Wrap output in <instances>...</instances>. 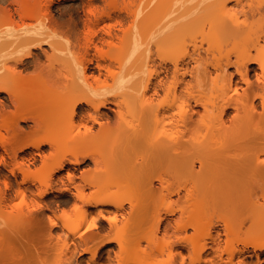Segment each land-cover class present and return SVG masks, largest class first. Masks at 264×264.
<instances>
[{
  "label": "bare ground",
  "instance_id": "obj_1",
  "mask_svg": "<svg viewBox=\"0 0 264 264\" xmlns=\"http://www.w3.org/2000/svg\"><path fill=\"white\" fill-rule=\"evenodd\" d=\"M32 1L40 3L46 0H0V35L10 32L20 33L12 46L13 51H18L12 57L14 65L10 67L15 71H18L19 66H24L26 69L32 65L41 67L42 54L52 58L58 54L68 53L73 42L79 40L80 36L74 28L75 23L71 24L75 25L74 27L69 25V30L66 31L61 30V26L56 22L47 23L48 10L44 12L43 9H32L30 7ZM47 1L53 2V0ZM89 1L90 4L94 2V0ZM177 2H186L200 7L192 11H182L172 19L166 14L147 11L138 17L137 23L135 22L138 24L137 29L141 37L137 72L128 71L124 66L114 70L111 65L98 63L96 65L98 70H95L99 74L95 75L94 73L97 72L90 70L93 60L87 59V63L84 62L85 64L81 67V74L86 81L90 77L101 80L102 75H106V80L112 78L120 86L137 88L138 125L136 129L126 134L129 135L125 136L128 142L123 140L122 145L126 143L131 145L134 142L139 145L140 143L139 149L144 155H149L151 158L166 157L171 165L184 166L185 175L188 174L187 176L194 183L204 181L206 175L212 173L211 168L220 165L232 174L231 177L235 183L244 181L252 182V185L253 183L260 185L261 193L258 194L252 207L253 213L261 220L259 231L254 236L257 237L253 244L251 243L254 254L244 246L243 248L235 247V245L222 246L221 241L224 238L221 239V235L225 230L227 234L231 231L228 225L222 234V231L218 229L214 234L215 224L211 219L210 221H185L182 218L184 221L175 222L181 231L183 229L185 232L192 227L197 232H204L212 238V242L211 244L204 242L198 249L189 247L188 243L187 248L185 239L184 244L180 242L183 244H180L181 246L174 242L178 247L175 248V245L169 247V258L165 264H196V262L199 264H264V0H177ZM105 14L102 15L105 16ZM116 15L115 23L120 27L124 24L122 18L124 16H120L121 12ZM106 16L109 18V13ZM99 18L98 21L101 20V17ZM111 19L114 17L111 16ZM36 22H41L39 24L43 25L33 28ZM112 27L116 26L112 25ZM119 27L116 28L119 29ZM121 27L120 29H123ZM112 29L103 30L105 35L99 38L102 44L114 43V38L117 37L119 40L128 33V30L123 29V35H120L121 33L116 32L117 29L113 30L115 33ZM113 43L109 45H113L112 48L115 51L118 46ZM46 46L53 52L52 56H49ZM119 51L117 50L114 54L116 57L121 53ZM163 51H169L171 54L160 56ZM4 55L5 52L0 51V73L9 68L4 66L6 63L3 64L6 60ZM158 55L163 57L160 60L162 62H156L155 56ZM167 60L171 61L172 66L167 64ZM104 70L106 72H103ZM89 71L94 73L91 74ZM188 75L191 76L190 80L186 79ZM5 83H1L0 80V92H5L7 95L6 99L0 98L1 113L6 110L4 107L8 104L6 102L8 100L16 106L17 118L20 121L33 122L32 129L38 131L45 119V113L22 108L17 102L19 90L10 85L7 87L8 83H6L7 86ZM37 89L39 95L46 99L71 97L63 107L68 117L65 116L67 119L60 122L54 115L51 118V128L46 130V133H42L43 135L36 134L38 136L35 140L25 141L26 143L22 139L25 138L24 133L28 134L26 131L28 128L25 130L17 119L16 132L13 129L16 136L10 139V141L13 137L15 139L13 145L16 149L11 146L15 149L13 156L9 155L11 158L8 159V156L1 154L3 150L0 151V171L9 168L10 175L13 176L11 178L5 172L3 179H0V264H41L38 259L29 260L28 257L23 256L21 250L15 246L13 237L19 234L14 233L18 225L13 218V213L15 210L22 213L20 211L23 207L22 210H18L21 208L16 205V209L15 205L13 206L16 203L10 204L12 199L15 201L10 196L13 192L16 198L21 197L26 204L30 202L29 197L31 198L33 209L30 211L32 215L30 226L35 224L43 239L42 251L37 250L38 253L51 255L58 250V245L61 243L59 249L61 256L64 257V264H82L80 257H77L78 254L88 255L87 264H115L116 262L143 264L140 263L143 260L144 264H156L152 239L148 240L150 250H143L145 259H138L141 256L140 250L136 251L138 255L133 254L136 256L133 259L134 256L129 253V247L134 239L130 237L131 235L126 236L127 231L123 232V228L120 229L119 226L121 225L119 223L143 219L144 213L148 211V205L141 207L143 204L140 206L138 200L135 202V198L139 196L136 195L139 188L144 187L146 182L147 184L153 182L152 179L149 178L148 181L145 178L142 187L140 184L136 187L132 186L131 180L126 175L110 173L104 178L92 176V179L90 171H85L81 173L82 176H79L82 179L81 182H77L76 173L71 169H68L67 174L58 180L55 178L56 173L65 169L68 164L77 167L87 159L97 162L95 153L67 148V142L72 141L73 138L64 134L66 135L67 131L73 125L75 126L74 115L77 114L76 110L80 105L87 106L81 116L83 121L103 125L101 120L105 118V113L102 109L111 108L110 105H119L117 98H114L115 95L113 98L108 95H98L94 98L77 97L74 74L71 71L64 73L62 68L51 70L44 88L37 87ZM162 92L163 97L157 100ZM62 134L64 137H60ZM2 143L10 148L12 141L7 140V143L2 141ZM45 146L50 149L47 153L44 151ZM12 148L10 150H13ZM22 153H26L27 156L22 157L20 155ZM114 157L116 156L112 157L113 160ZM38 158L49 168L47 167L46 175L40 178L35 190L27 175L30 170L28 162H35ZM197 161L200 162L198 170L196 169ZM153 164V160H143L139 163L140 166ZM18 173L23 175L22 180H19ZM181 178L179 176V181ZM160 182L167 184L162 176H160ZM168 184L170 185L167 186L172 187L170 182ZM149 185V188L147 185L145 188L153 187L152 183ZM183 185L179 183L173 191L179 193ZM54 191L70 193L74 201L79 204L80 216L77 218V227L86 225L87 229L78 238L62 237L56 230L57 227L62 230L67 227L66 221L60 222L51 217L49 220L46 219L47 212L51 210L48 196ZM128 195L132 196V199L135 197L134 200H130L129 208L125 205V197ZM27 197L28 202H26ZM17 204L20 206L19 203ZM30 206L28 203V207ZM173 209L169 211L173 212ZM157 222L158 225H156L159 226L161 219ZM29 227L23 228L26 230ZM107 229L112 231L116 229V231H113V234L111 232L107 234L105 232ZM12 233L15 236H12ZM27 233L25 232L26 235ZM227 234L226 236H229ZM226 240L229 242L228 239ZM19 242L25 249L27 242ZM185 248L189 254L184 251ZM191 252L195 254V259L188 262ZM253 255L256 259L249 262L248 258ZM137 259L142 260L139 262Z\"/></svg>",
  "mask_w": 264,
  "mask_h": 264
},
{
  "label": "rangeland",
  "instance_id": "obj_2",
  "mask_svg": "<svg viewBox=\"0 0 264 264\" xmlns=\"http://www.w3.org/2000/svg\"><path fill=\"white\" fill-rule=\"evenodd\" d=\"M47 2L49 3L48 5ZM89 2V0H53V2L46 0L40 3L35 1L30 3V7L32 9H43L45 10L44 12H46V9L48 10L47 23L56 22L61 26V30L63 31L69 30L68 26L75 23L77 27L75 25V27L73 25L71 26H73L76 32L80 35L78 38L80 41L75 40L68 53H62V55L58 54L52 58H47L48 56L42 54L41 67L32 65L26 69L24 66H19L21 69L18 68V71L23 70L19 72L10 69V67H13L14 65L12 57L18 53V51L12 50L13 42L20 36V33L10 32L5 35H0V51L5 52L4 58H6L3 64L6 63L4 66H7L6 68L9 67L8 69L10 70L9 71L4 67L6 71L4 70V72L0 73L1 83L4 84L6 82L8 83V86L5 83L7 87L10 85L12 88L19 90L20 94L18 95L17 102L22 108L32 111L35 110V112L39 111L43 114L45 113V119L40 129H38V131H34L32 129L33 126H31L33 122L20 121V119L17 118L18 112L16 106L7 100L6 102L8 103V106L6 105L4 107V110H6L2 113L0 110V151H4H2L1 154L8 156V159H10L14 154L13 151L16 149V146L14 147L13 145V142H15L13 141L15 140L14 137L13 140H11L12 143L10 144V148H12L11 146L15 148H12L13 150H10L8 145L5 147V143H2V141L7 143V140H9V142H11L10 139H12V136H16L15 129H17V119L20 121H18L19 124L21 123L25 130L28 128L26 130L28 134H23L25 138L21 135L23 142H31L36 139V136H38L39 133H46L45 131L51 128V118L54 115L57 116V120L60 122L67 119L65 116L68 117V115L65 113V109L63 110V107L67 101H70L71 97L42 98V96L39 95L37 87L44 88L46 79L53 69L62 68L64 73L71 71L76 79L77 97L94 98L98 97V95H108L109 97L111 96L110 98H113L115 95L114 98H117L116 100L119 105H110L111 108L102 109V112L105 113V118L101 120L103 125L98 123L91 124L89 121H83L81 116H83L82 114H84L83 112L86 110L87 106L80 105V107L77 108V114H75L76 117L74 115L73 120L75 126L73 125L71 127L72 131L70 129L67 131L66 135L64 134V136H70L73 138L72 141L67 142V148L75 149L76 151H85L87 153H95L94 155L96 156L97 162H94L92 159H87L84 163L77 167L68 164L65 169L56 173L55 178L58 180L67 174L68 169H71L76 173L77 182H81L82 179L79 176H82L81 173L85 171H90L91 178L92 176H95V178H104L106 174L110 175V173L122 176L126 175L131 180L132 186H139L140 184V187H142V183L145 178L147 180L149 178L150 180L152 179L151 181L153 182L151 183L153 187H151L152 189L150 188L151 190L145 188L146 185L147 188H149V184H151H147L145 180L146 185L141 189L139 188V192L140 190L141 192L139 193L137 191L138 193L136 195L139 196H136V198L133 197V199L131 198L132 196L129 195L125 197V205L127 208L130 206V200H134V198L135 202L138 200L140 206L143 204L141 207H146V205H148V211L144 213L143 219H134L129 222L125 221L126 223H119L121 224L119 225L120 229L123 228V232L127 231V234L125 233L126 236L131 235L130 237L134 239L132 242V244L135 243L134 246L131 244V248L129 247V253H132L131 255L134 256L132 258L134 259L136 257L135 255H138L136 251L140 250L141 256H139L138 259H145L143 250H150L149 239H152L153 241L155 250L154 259L156 264L167 263L166 260L169 258V247L175 244L178 246L181 243L184 244V239L186 247L188 243L189 247H194L196 249H198L204 242L211 244L212 238L204 234V232H197L192 227L188 228V232L186 230L183 232V229L181 231L178 225L175 224L178 220L181 222V220L210 221L211 219L212 223L215 224L216 227H214V234L217 229L222 231V234L228 225V228H230L231 231L227 234L225 230L226 233L224 232L223 235H221V239L224 238V240L222 239L221 241L222 246L235 245V247L240 246L241 248L244 246L247 249L249 248V251L254 254L253 245H251V243L253 244L257 237L254 236L257 235L259 231L261 220L253 213L252 207L258 194L261 193L260 185L254 183L252 185V182L250 183L244 181L235 183L232 180V174L220 165L211 168L212 173L206 175V179H204V181L194 183L191 181V178L187 176L188 174L185 175L184 171L186 168L184 166L171 165L169 160L167 161L166 157H164V159L163 157L151 158L149 155H144L139 149V146H141L140 143L139 145L137 142H134V144L132 143L131 145L126 143L129 144V146H126V144L122 145L124 142L123 140H125V136H127L126 134L129 131L136 129L135 127L138 125L139 105L137 88H131L126 85L120 86L119 83L117 81H113L112 78H108L106 80V75H102L103 78L101 77V80L90 77L86 81L81 74L82 65L85 64L84 62L87 63L89 59L93 60L90 64V70L92 71L93 69L94 72H97L91 73V71H89L91 74H99L96 67L98 63H101L102 65H111L114 70L119 69L120 66H124L128 71L137 72L139 67L138 49L141 45V37L137 29L138 24H135V22L137 23V21H139L138 17L147 11H154L156 13L166 14L170 19H172L182 11H192L200 6L192 5L186 2H177V0H94L91 4ZM48 7L50 8L48 9ZM90 10H92V13L89 12ZM116 12H119V14L121 12L122 15L120 16H124L122 17L124 23L122 24L123 27H121L122 25H120V27L128 30L126 35H123V29H120L119 24L115 23V21H117ZM104 13H106L105 16L102 15ZM108 13L110 15L109 18L106 16ZM98 15L101 17L102 22H100L101 20L98 21ZM111 16L112 18L114 17V19H111ZM87 19L90 21L88 22ZM39 23L41 22L35 24L33 28L41 27L43 25ZM112 25L119 27L120 31L116 27H112V29ZM105 28L107 30L112 29V31L117 29L118 31L116 32L123 35L119 40H117V37L114 38L115 40L113 39L114 43H112L118 46H114L117 48L115 51L112 48L113 45H109L112 43L107 44V42H105L102 44L100 41L101 39H99L105 35V32H103V30L107 31ZM45 48L49 51L50 56L53 52L48 46ZM117 50H121L119 52L122 54L120 53L119 56L116 57L114 54ZM169 54H171L169 51H163L160 56ZM162 58L159 57V55L155 56V60L158 63L162 62L160 61ZM167 64L172 66V63L169 60H167ZM103 72L106 71L104 70ZM163 76H165V74H163ZM186 79L190 80L191 76H186ZM163 95L164 94L162 92L160 96H158L157 100H160ZM6 97L7 95L5 92H0V98L6 99ZM14 126L16 128H14ZM64 136L63 134L62 136L60 135V137ZM69 142L70 144H68ZM49 150L50 149L48 147H44V151L46 153L49 152ZM9 155H11V157ZM20 155L22 157L27 156L26 153H22ZM70 155L68 156L72 157ZM112 155L116 156L114 157V160ZM39 158L35 162H28L30 170L28 169L29 171L27 175H29L30 183L35 190H37L40 178H43L46 175L45 173H47L46 171H48V166L42 164L43 162H41L42 160ZM21 159L22 158L20 157V160ZM143 160H153L154 164L150 166H140L139 163ZM199 168L200 162L197 161L196 169L198 170ZM1 171L0 179H3L2 176L5 172H7V175L11 176L9 168H4ZM21 175V173H18L19 180H22L23 178V175ZM160 176H162L163 179L165 178L167 184L164 183V185L160 182ZM179 176L182 177L180 181ZM11 178H13V176H11ZM13 180L16 182L15 179ZM185 180H187L186 183L184 182ZM169 182L172 184V187L167 186L170 185L168 184ZM179 183H183L184 185L178 193L173 190L177 188ZM14 195V192L10 194L11 199L14 198L15 200L13 201L12 199L10 204L16 203L13 204V206L15 205L14 207L16 209L17 207L21 208L18 210H22L23 207V210L20 211L22 213H19L16 210L14 211L15 213H13V218H15L14 220L16 225H18V227H15L16 231L14 230L15 232H13L17 233V235L19 234V239H23H17L18 236L16 237L15 234L12 233V236H15L13 237L16 241H14L15 246L18 247V249H20L23 253V256L26 258L28 257L29 260L38 259L41 264H64V257L61 256L59 249L61 243L58 245V250H55V252L51 255H45L42 254L43 252H37V250L42 251L41 242H43V239L40 231L36 229V225L34 224L33 226H30V223L32 222V215L30 211L33 209L31 198L29 197L30 202H28V197L26 198V202L29 203V206L32 204L28 207V203L26 204L21 197L20 199L22 201L18 199L19 197L16 198ZM71 198L72 196H70V193L68 192H52L48 196V201L51 202V210L47 212L48 216L46 218L47 220H49V217L55 218L60 222L63 220L66 221L68 224L67 227L63 230L62 228L57 227L56 230H58L62 237H68L69 239L78 238V236L83 234V232H86L87 229L86 225L77 227V218L80 216L78 209L79 204ZM19 201L22 203L20 204ZM17 203H19L20 206H18ZM171 209H173L174 213L170 212L172 211ZM159 219H161V222L159 226H157V221ZM23 227H29V229L27 228L24 230ZM113 231L111 229H107L105 232L113 234L116 229L114 232ZM22 232H24V234H22ZM25 232H28L27 235ZM226 234L229 236H226ZM226 239H228L229 242ZM19 241L25 243L27 242L25 249ZM244 241L246 242L243 243ZM174 242L176 243L174 244ZM247 242H249L248 245H245ZM177 245L174 247L177 248ZM187 248H185L184 251L189 254ZM77 257H80L82 264H87L86 258L88 255L80 256L78 254ZM194 259L195 254L191 252V256L188 257L187 261L190 262ZM248 259L250 262V260L254 261L256 258L255 255H253V257H249ZM140 260L138 261L140 262ZM140 263L144 264V260ZM115 264L118 263L116 262ZM196 264L199 263L196 262Z\"/></svg>",
  "mask_w": 264,
  "mask_h": 264
}]
</instances>
